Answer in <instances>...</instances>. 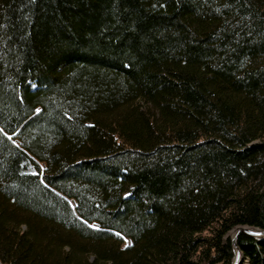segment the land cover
Listing matches in <instances>:
<instances>
[{"label":"trees","instance_id":"trees-1","mask_svg":"<svg viewBox=\"0 0 264 264\" xmlns=\"http://www.w3.org/2000/svg\"><path fill=\"white\" fill-rule=\"evenodd\" d=\"M238 226L264 229V0H0V264H232Z\"/></svg>","mask_w":264,"mask_h":264},{"label":"water","instance_id":"water-1","mask_svg":"<svg viewBox=\"0 0 264 264\" xmlns=\"http://www.w3.org/2000/svg\"><path fill=\"white\" fill-rule=\"evenodd\" d=\"M239 232H244L250 236L255 237L259 241H264V229H257V228L248 227V226H238L234 228L231 241H232L233 248L235 250L234 258L237 255L240 257L238 262H240L241 260V252L236 244V238ZM234 258H233L232 264H239L238 262L234 261Z\"/></svg>","mask_w":264,"mask_h":264},{"label":"rangeland","instance_id":"rangeland-1","mask_svg":"<svg viewBox=\"0 0 264 264\" xmlns=\"http://www.w3.org/2000/svg\"><path fill=\"white\" fill-rule=\"evenodd\" d=\"M13 135H14V134H12V135H9V134H8V137L11 138V140H12V142H13L14 144L18 145L19 143H18V141H17V139H16L15 137L13 138ZM40 166H41V168H43V167H44V164H41ZM233 231H234V228H233L231 231H229L228 234H227V235L229 236L230 240H231V238H232ZM126 242H127V241H126ZM231 243H232V241H231ZM234 254H235V250H234ZM235 258H236V259H235ZM235 258H234V259H235L236 261H239V260H238V257H235ZM241 260H242V257H241ZM241 260H240V261H241ZM238 263H239V262H238Z\"/></svg>","mask_w":264,"mask_h":264},{"label":"bare ground","instance_id":"bare-ground-1","mask_svg":"<svg viewBox=\"0 0 264 264\" xmlns=\"http://www.w3.org/2000/svg\"><path fill=\"white\" fill-rule=\"evenodd\" d=\"M236 257H238V260H239L240 257H239L238 255H237ZM235 259H236V258H235ZM235 259H234V261H235V262H238V261H236Z\"/></svg>","mask_w":264,"mask_h":264}]
</instances>
